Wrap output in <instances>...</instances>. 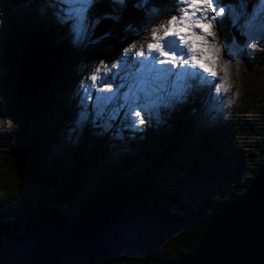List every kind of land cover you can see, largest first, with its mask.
Masks as SVG:
<instances>
[{"label": "trees", "instance_id": "1", "mask_svg": "<svg viewBox=\"0 0 264 264\" xmlns=\"http://www.w3.org/2000/svg\"><path fill=\"white\" fill-rule=\"evenodd\" d=\"M222 2L225 7H235L246 2L248 9H251L259 0ZM17 4L27 6V20L31 24L39 18L37 10L49 13V16L60 15L66 7L57 2L44 5L41 0H17ZM136 4L137 0H127L122 10L114 11V5L110 1L98 0L88 13L89 20L97 17L103 20L110 15H118L119 19H112L114 24L109 31V36L116 41V50L130 40L129 29L143 28L147 24L152 12L146 14L145 9H155L164 15L172 1L151 0L143 7H137ZM47 25L50 29L43 25L24 37L18 35L20 42L27 40L26 46L21 45L20 49L8 46L5 53L13 54L8 63L11 64L14 77L21 55L31 52L39 44L49 43L54 48L60 72L62 69L66 72L69 68L64 75H60L58 83L54 84L55 89L60 88L64 92L62 102L58 106L53 99L45 109H59L58 117L55 122L48 123L43 115L46 114L44 110L37 120H30L23 116L17 102L15 104L13 101V105L3 107L0 116L14 119L17 126L7 131L11 135L8 137L9 142L1 136L0 131V177L4 171L12 174L22 172L50 193L37 206L31 204V207L18 209L12 199L2 193L0 183V233L25 238L38 229H46L55 224L68 225L69 220L64 218L61 208L70 205L79 209L74 218L76 220L92 215L102 206L142 207L159 204L170 213L185 217L191 224L178 231L162 234L150 243L149 249L140 250L129 260L112 261L63 250L52 254L49 264H62L59 262L61 255L85 256L87 261L84 264H175L176 262L163 258V251L166 250L181 254L177 262L185 260L196 250L206 226L221 212L224 205L241 199L260 165H255L251 179L245 182V172L252 169L250 156L242 157L236 162V155L232 153L227 163H224L225 161L219 160V154L222 152L225 136L212 143L206 136L198 141L200 143L190 138L192 122L188 116L200 108L208 93L207 88L190 94L191 101L176 113L170 109H161L158 117L155 116L151 121L146 116L145 123L139 125V130L120 128L122 119L112 121L110 128H102L106 132L100 137H97V133L102 130L101 127H90V122L77 126L81 142L75 147L68 145L66 148L60 144L65 125H71L76 120V115L87 106L80 100H74L80 89L75 91L69 87L76 78L71 69L76 60L86 62L93 52L87 49L88 40L81 45L70 43L63 31H60L61 26L57 21L49 20ZM220 26L221 39L232 44L236 34L232 20L224 17ZM90 32L93 34L92 30ZM57 38L61 39L58 44L53 41ZM21 50L24 53L16 55ZM64 76L67 77L65 88L60 86ZM201 95L203 97L200 98ZM87 110L90 112V109ZM53 145L66 148V153L62 157L51 158ZM199 151L202 158H197ZM111 154L116 159L106 166H98L99 160ZM210 163L213 169L209 168ZM210 171L214 174L211 175ZM217 177L219 182H212L214 188L227 194V198L222 201L213 195V187L206 191L204 188L199 189L198 185L200 179L207 178L206 181L211 183ZM190 189L197 192L195 199L183 201L182 191L186 194Z\"/></svg>", "mask_w": 264, "mask_h": 264}, {"label": "rangeland", "instance_id": "2", "mask_svg": "<svg viewBox=\"0 0 264 264\" xmlns=\"http://www.w3.org/2000/svg\"><path fill=\"white\" fill-rule=\"evenodd\" d=\"M41 1L44 5H49L51 2H57V0ZM108 1L111 2V0ZM171 1L172 4L168 7V14L165 13L163 15L162 12L154 11L150 14L151 18L147 24L143 26V28L129 29V35L131 36L130 40L124 43L118 50L115 48V39H112L109 36V40L104 45V47L111 46L109 52L96 50L92 51L93 54L88 56L86 62L83 60H76L71 69L72 74L76 76V78L73 83L69 84V87L75 91L80 89L79 94L74 99L75 101L80 100L86 105L91 103V101H82L83 88L88 87L91 84L88 77L97 67L100 66L101 60L104 61L105 65L110 67L111 63L115 61L123 52V49L127 48L134 40L136 41V48H139L146 42H150L146 39V37L151 27L159 24L162 20L166 21L171 15L176 14L172 11L175 7L174 0ZM66 7H77V5L71 4ZM228 7H232L235 10V13L239 14V18L237 19L235 15L230 16L229 12L226 10L222 17H218L216 27L214 29L217 36L216 43L224 46V53H227L229 48H231L234 53V58L222 55L221 59L214 67V70L218 73L217 78H215V82H223L224 88H226L227 91L222 88L219 93H215V84L211 86L213 95L218 96L219 99L211 98L208 92L206 97H204L205 99L203 100L200 108L188 116L191 118L192 122L189 129V136L197 142L201 141L202 138H204L203 136H206L210 143H212L213 140H217L221 136H225L222 143L223 149L221 154H219V160L227 163L229 160L228 157L231 156L232 153L236 155L234 157L236 162L242 157L250 156L252 169L251 171L247 170L245 172L246 177L244 179L245 182H249L253 173L252 171L255 169V165H261L264 161V41L259 42V47L256 50L248 49L246 47V42L257 41H248L247 36L241 35V33L252 32L253 35H260L258 29L260 24L264 23V0H259L258 4L251 9H248L249 6L246 2L241 3L239 6H227L225 8L227 9ZM27 12V6L23 4L18 5L17 0H0V115H2L1 111H3V107L5 105H13V101L16 104V83L14 77H12L13 74L10 69L11 64L8 63L9 60L13 58V54L8 55V53H5V50L8 46H15L16 49H20L21 45L26 46L27 40H25L24 43L23 40L20 42L18 35L24 37L25 34L32 32L34 29L38 30L39 27L43 25L46 26L47 29H50V26L47 25V23L49 20H52L57 21L60 24V31H63V34L70 43H74L69 24L61 23L57 19L58 15L52 14L49 16V13H43L37 10L39 21L36 19L31 24L27 20ZM60 15L62 16L63 12ZM224 17H229V19L232 20V24L235 26L234 29L236 30V34L232 44L226 43L220 36L219 29L221 27V21ZM252 17L256 18L253 21L254 26L251 28L245 27L246 21H249ZM71 22L72 21H70V23ZM29 23L31 25H29ZM90 31L91 29L89 30L91 38V35L93 34ZM15 37L18 39L15 40ZM243 38L244 43L239 45L236 40ZM60 40V38H57L53 41L58 44ZM134 51L128 55L134 54ZM23 53L24 52L21 50L17 52L16 55H21ZM85 57H87L86 54ZM224 60H229V63L225 64ZM105 71L106 69L101 68L99 75L103 76ZM111 71H115V69H112ZM66 72L64 69H62L61 72L58 69L54 78V84H57L60 75H64ZM84 73H86V77H84ZM204 76L205 79L190 80L189 83L191 84V88L186 90V93L178 102H175L171 107L164 109H170L173 113H176L179 108L191 101L189 97L190 94L199 93V90L202 88H207L208 90L209 86L206 83V74H204ZM63 78V84L60 83V86L65 88L67 77L64 76ZM100 86L99 81H97V87ZM113 88H115V85H113ZM92 91L95 92V89H92ZM63 95L64 92H62L60 88L55 89L54 104L59 106L62 102ZM201 97L203 96L201 95L200 98ZM58 113L59 109L57 110L52 108L47 110L46 114L43 115L48 123H53L56 121ZM158 114L159 112L154 113L151 119H154L155 116L158 117ZM78 115L79 114L76 115V120L74 119V122H72L71 125H65V130L62 133L60 144H63L66 148L68 145L69 147H75L81 142V133H79L77 128V126L81 125L78 122ZM141 117L144 119L146 115L142 113ZM125 123L126 122L124 121L121 122L120 128H127ZM16 126L17 123L14 119H7L0 116L1 136L8 142V137H11V135H9L7 131H9V129H14ZM91 126L93 125L90 122V127ZM105 132L106 129H102L99 133H97V137L104 135ZM51 147V158L62 157L63 154L66 153V148L54 145ZM197 154V158L203 157L201 151ZM111 156L115 155L111 154L106 158L99 160L98 166H106L111 163L113 159H116ZM209 168H212L211 163L209 164ZM1 173V191L4 195H6V197H10L12 199L18 209L25 206L31 207V204L37 206L39 202L46 200V197L50 193V191L45 190L42 185L25 173L18 172L12 174L9 171ZM209 173L211 175L214 174L213 171H210ZM206 180L207 178L199 180V189L204 188L207 191V188L213 187V195L215 198L217 196L221 199V201L227 198V194L217 187L214 188V183H212H218L219 177L211 180V183ZM196 193H194V190L191 189L186 194L182 191V194L184 195L183 201H191L195 199ZM61 211L64 214V218L69 220V224L75 221L74 218L79 213L78 207L74 205L65 206L61 208ZM162 255L165 260L170 262H177L181 257V254L170 250L163 251ZM59 259V262L62 264H84L87 261V258L82 255H61Z\"/></svg>", "mask_w": 264, "mask_h": 264}, {"label": "water", "instance_id": "3", "mask_svg": "<svg viewBox=\"0 0 264 264\" xmlns=\"http://www.w3.org/2000/svg\"><path fill=\"white\" fill-rule=\"evenodd\" d=\"M113 24L110 18L101 20L91 39L108 34ZM236 41L242 45L244 38ZM52 48L39 44L19 57L16 102L30 120H37L54 99L59 64ZM190 224L159 204L102 206L71 224L38 229L25 238L0 233V264H49L52 254L63 250L125 261L149 249L162 234ZM175 264H264V162L241 199L226 203L206 226L196 250Z\"/></svg>", "mask_w": 264, "mask_h": 264}, {"label": "snow or ice", "instance_id": "4", "mask_svg": "<svg viewBox=\"0 0 264 264\" xmlns=\"http://www.w3.org/2000/svg\"><path fill=\"white\" fill-rule=\"evenodd\" d=\"M97 2L98 0H57L60 5H77L64 7L63 15H58L57 19L69 24L74 43L83 44L88 40L90 51L109 52L111 46L104 47L110 38L108 34L96 40H92L89 34V30L94 31L102 19L97 17L89 20L88 17ZM126 2L127 0H111L114 11L122 10ZM150 2L151 0H137L136 6L143 7ZM174 3L172 11L176 14L151 27L146 37L150 42L136 48L134 40L123 49L110 67L103 60L100 61V66L88 77L91 84L83 88L82 101L91 103L79 113V124L91 122L96 127L110 128L112 121L122 119L126 122V127L139 130V125L145 123L142 113L151 121L154 113L171 107L181 99L186 90L191 88L190 80L205 79L204 74L207 77L209 96L219 99L213 95L211 86L215 84V93H219L224 84L215 82L218 73L214 67L222 55L234 58V53L231 48L224 53V46L216 43L214 29L218 17H222L226 10L237 19L239 14L232 7L226 9L222 0H174ZM145 11L149 14L155 9ZM105 18L119 19L118 15ZM255 19L252 17L246 21L245 27H253ZM258 30L260 35L241 33L247 36L248 41H257L246 42L248 49L256 50L259 42L264 41V23L260 24ZM133 51L134 54L128 55ZM224 63L228 64L229 60H224ZM101 68L106 69L103 76L99 75ZM112 69L115 71H111ZM97 81L100 87H97ZM224 90L227 91L226 88Z\"/></svg>", "mask_w": 264, "mask_h": 264}, {"label": "bare ground", "instance_id": "5", "mask_svg": "<svg viewBox=\"0 0 264 264\" xmlns=\"http://www.w3.org/2000/svg\"><path fill=\"white\" fill-rule=\"evenodd\" d=\"M247 188V187H246Z\"/></svg>", "mask_w": 264, "mask_h": 264}]
</instances>
